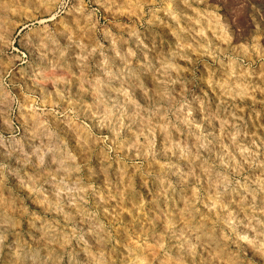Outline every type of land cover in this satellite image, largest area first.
<instances>
[{
  "label": "rangeland",
  "instance_id": "obj_1",
  "mask_svg": "<svg viewBox=\"0 0 264 264\" xmlns=\"http://www.w3.org/2000/svg\"><path fill=\"white\" fill-rule=\"evenodd\" d=\"M0 264H264V0H0Z\"/></svg>",
  "mask_w": 264,
  "mask_h": 264
}]
</instances>
